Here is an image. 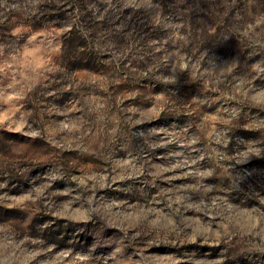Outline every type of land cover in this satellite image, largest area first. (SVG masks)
<instances>
[{
    "label": "rangeland",
    "instance_id": "1",
    "mask_svg": "<svg viewBox=\"0 0 264 264\" xmlns=\"http://www.w3.org/2000/svg\"><path fill=\"white\" fill-rule=\"evenodd\" d=\"M0 264H264V0H0Z\"/></svg>",
    "mask_w": 264,
    "mask_h": 264
}]
</instances>
